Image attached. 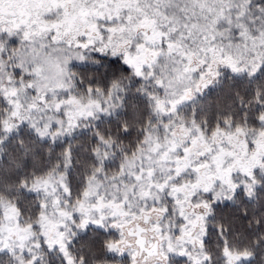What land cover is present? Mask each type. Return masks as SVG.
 <instances>
[{"label": "snow or ice", "instance_id": "1", "mask_svg": "<svg viewBox=\"0 0 264 264\" xmlns=\"http://www.w3.org/2000/svg\"><path fill=\"white\" fill-rule=\"evenodd\" d=\"M0 264H264V0H0Z\"/></svg>", "mask_w": 264, "mask_h": 264}]
</instances>
